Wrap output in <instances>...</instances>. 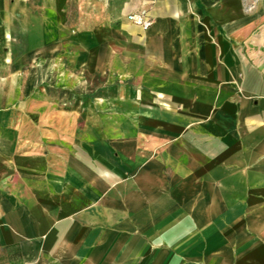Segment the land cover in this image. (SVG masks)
Instances as JSON below:
<instances>
[{
  "label": "crops",
  "instance_id": "1",
  "mask_svg": "<svg viewBox=\"0 0 264 264\" xmlns=\"http://www.w3.org/2000/svg\"><path fill=\"white\" fill-rule=\"evenodd\" d=\"M141 9L145 30L127 20ZM63 44L72 70L118 83L115 102L123 82L139 90L118 125L127 177L98 115L45 95ZM81 114L98 138L38 141L71 136ZM0 251L6 264H264V0H0Z\"/></svg>",
  "mask_w": 264,
  "mask_h": 264
},
{
  "label": "rangeland",
  "instance_id": "2",
  "mask_svg": "<svg viewBox=\"0 0 264 264\" xmlns=\"http://www.w3.org/2000/svg\"><path fill=\"white\" fill-rule=\"evenodd\" d=\"M67 48L63 44L60 49V53L54 60V70L48 76L47 83L44 85L45 95L48 98H51L52 101L58 102L57 111H91L95 115H98L100 123L103 124L105 130V134H101L100 137L104 139L107 143L110 151L108 153L114 154L115 157H118L121 153L125 157L121 159L122 169L125 170L123 174L124 177L129 175V167L124 166L129 163H125V159H129L130 153L124 152L120 150V146H125L124 143L120 145L124 140L129 139V135L124 134L123 125L127 124L128 126H132V123L129 121L130 118L127 117L129 114H132L137 109L131 107V103H129L131 98H134L131 95L137 96L139 94V90L134 88L130 82H123L121 84L124 88L123 93L124 97H122V103L115 102L114 95L119 88L118 83H114L108 75L100 76L95 72H82L80 70H72L67 63ZM55 80V81H54ZM80 80L83 82L84 86L79 87L76 85V81ZM50 82V83H49ZM81 96V98H77ZM137 98L141 105H145V98L143 97ZM101 98L102 103L101 107L95 108V100ZM94 107V108H93ZM100 108V109H99ZM120 111V112H119ZM115 112H118L115 115ZM120 114V116H119ZM92 115V114H91ZM90 120L85 118L84 115L81 116L77 120L76 129L73 134L70 136L67 133H64L66 130L65 120L62 119L59 121L60 126H64L60 128L58 134H50V130L46 129V134L42 135L38 138V141L43 144L53 143L63 148H67L66 146L71 147V143L78 148H82L83 144L88 143V141H93L98 138L97 135H87L83 131V127ZM122 123L121 132H119L118 125ZM94 124H89V127H92ZM141 125V123H138ZM117 126V127H116ZM114 127L117 129L114 131ZM94 137V138H93ZM139 146H141L139 144ZM122 149V147H121ZM75 153H82V150L76 148L74 149ZM145 150H142V147H138V155L144 159ZM5 254V253H4ZM0 264H6L5 259L3 257V252L0 251ZM9 264H20L19 262H10Z\"/></svg>",
  "mask_w": 264,
  "mask_h": 264
},
{
  "label": "built area",
  "instance_id": "3",
  "mask_svg": "<svg viewBox=\"0 0 264 264\" xmlns=\"http://www.w3.org/2000/svg\"><path fill=\"white\" fill-rule=\"evenodd\" d=\"M127 20L135 25L140 26L144 30L148 29L152 23L146 9H141L136 13L127 15Z\"/></svg>",
  "mask_w": 264,
  "mask_h": 264
}]
</instances>
